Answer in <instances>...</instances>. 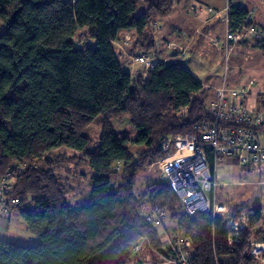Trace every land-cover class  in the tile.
Returning <instances> with one entry per match:
<instances>
[{"label":"trees","instance_id":"16d2710c","mask_svg":"<svg viewBox=\"0 0 264 264\" xmlns=\"http://www.w3.org/2000/svg\"><path fill=\"white\" fill-rule=\"evenodd\" d=\"M177 1L0 0V179L31 163L16 174L10 198L19 200L11 209L37 239L36 245L0 239V264H131L144 241L172 260L176 247L164 249L145 218L156 206L168 213L178 239L190 240L193 264H258L250 253L253 241H264L260 207L243 203L229 215L189 216L166 181L134 193L138 173L162 156L164 138L199 135L197 127L213 121L199 96L202 83L182 64L158 62L146 79L123 69L117 41L130 34L133 50L153 51V25L170 17ZM248 15L231 5L232 27L250 26ZM257 46L264 51L263 40ZM124 116L134 140L112 129ZM99 117L104 130L95 144L85 132ZM200 143L214 177L215 154ZM131 145L143 149L139 157ZM59 149L83 155L93 172L85 206L69 204L52 167L35 166ZM242 208L254 213L249 230L232 242L234 232L224 227Z\"/></svg>","mask_w":264,"mask_h":264},{"label":"crops","instance_id":"0c3cea01","mask_svg":"<svg viewBox=\"0 0 264 264\" xmlns=\"http://www.w3.org/2000/svg\"><path fill=\"white\" fill-rule=\"evenodd\" d=\"M231 5L253 13V24L260 34V39L249 36L245 40L234 42L230 52L227 53L216 43L225 40ZM196 6H202L205 9L199 11L195 9ZM208 8L213 12L207 11ZM159 21V23L156 22L158 28L154 26L152 28L155 39L153 52L158 53L159 62L182 64L180 62L182 59L190 58L189 55L195 53L204 59L202 64L190 70L182 65L202 83L203 92L199 96L203 100L208 98L210 105L216 98V90L221 87L235 90L246 87L249 92L243 101L245 107L251 112L264 114V51L257 46V40L264 41V0H178L174 13ZM124 37L132 38L130 34ZM172 47L182 48L184 56H180L178 51ZM123 57L131 59V55L123 54ZM132 68L127 73L131 74L134 79L142 77L141 67ZM251 81H254V85H250ZM206 105L209 106L207 103ZM263 176L264 171L258 167H245L237 160L228 159L215 168L214 178L219 185L215 198L217 201L222 200L230 205L254 204L253 207L258 206L263 211L264 205L261 206L259 202H249L253 198L264 199L262 187L257 186L260 191H256V185L262 182L261 177ZM257 177L261 180L260 182L255 180ZM262 183L264 185V182ZM14 213L16 212H13L12 219L19 216L18 213ZM7 228L6 230H9L11 225ZM160 230L161 236L165 232L161 238L162 242L167 240L170 234L176 232L174 224L169 219L163 223ZM161 256L153 251L148 243L143 242L140 251L134 254L132 262L165 264L162 263L163 256ZM258 264H264V262L258 261Z\"/></svg>","mask_w":264,"mask_h":264},{"label":"built area","instance_id":"2783aa9c","mask_svg":"<svg viewBox=\"0 0 264 264\" xmlns=\"http://www.w3.org/2000/svg\"><path fill=\"white\" fill-rule=\"evenodd\" d=\"M253 20L254 15L251 12L247 24H252L236 30L228 17L225 40L218 41L216 45L229 53L234 42L245 40L249 36L260 39ZM173 49L178 50L176 47ZM178 53L184 56L181 51ZM136 61L146 65L148 73L157 64V59L147 51L139 52ZM250 85H254V81H251ZM248 92L246 87L237 90L226 87L217 89L216 98L210 105L213 121L200 124L197 127L199 135L196 133L170 135L164 138L160 145L164 156L156 164L161 166L167 182L179 197L184 212L189 216L200 212L216 214L217 211L223 210L215 202L217 182L211 173L207 154L200 140L212 148L217 165L225 160L234 159L242 166L258 167L264 171V114L251 112L245 107L243 101ZM14 172L12 169L0 179L2 215H6L10 207L19 203L18 199L10 198L17 180ZM145 218L152 227L157 228L168 220L169 215L165 210L155 207L145 214ZM224 228L234 232L231 235L232 242L237 241L235 235L239 231H248L247 224L239 228V224H235L233 220L227 221ZM176 245H178L176 257L167 261L173 264H193L194 254L191 251L190 240H178ZM134 251L135 253L139 251V245ZM250 254L257 261L264 262V242L254 241Z\"/></svg>","mask_w":264,"mask_h":264},{"label":"rangeland","instance_id":"374dc122","mask_svg":"<svg viewBox=\"0 0 264 264\" xmlns=\"http://www.w3.org/2000/svg\"><path fill=\"white\" fill-rule=\"evenodd\" d=\"M195 9L201 11V10H204L205 8L202 6H198V7L196 6ZM206 10L209 12L210 11L213 12V10L209 9V8ZM159 22L160 21H158V23ZM155 24L153 26H154V28L157 29L158 25L157 24L155 25ZM2 30H3V27L0 24V32ZM83 33L84 32H82L81 35H84ZM151 33H152L151 36L153 37V31H151ZM154 33H156V32H154ZM127 38L128 37H124V38L120 39L119 41H117V43H116L117 49L119 50V52L121 51L124 55H127V56L131 55L132 60L129 59L128 57H122L121 58L123 69L125 70V72H128V71H131V69H133L132 67L137 68V69L139 67H141L140 75L142 76V78L146 79L148 76V72H147L148 69H147L146 65L141 64V63L136 61L137 54L139 53V51H136V50L132 51L133 50L132 45L134 43V40H133V38H130V39H127ZM172 49H173V47H172ZM177 51H182V53H184L182 48L178 49ZM150 53H152L153 56L155 57V59H157V54H158L157 52L150 51ZM189 57L190 58L182 59L180 61L189 70L191 68H195L196 66H198L204 62V59L202 57H199L198 55H195V53L190 54ZM158 62L159 61L157 59V63ZM205 102L209 105V99L208 98H205ZM210 105L208 106L209 112H210ZM112 126H113L112 129L114 131H116V132H118L124 136L129 137L131 140L135 139L136 130L132 126L130 119L127 116H124L121 119H115L112 122ZM103 130L104 129H103L102 117L101 118L99 117L91 124V126L85 132V135L88 136L89 138L93 139L94 143L96 144V143H98L99 138H100ZM130 150L134 156L139 157L141 155V152L143 149L140 147L131 145ZM163 156H164V154H162V156L159 157L158 159H156L155 161H152L149 165H147L143 170H141L138 173L137 178H136L135 187H134L135 195H137V196L143 195L147 191L148 186L151 185L152 183L161 182V181L167 182L165 175L162 172V168H160L161 166L156 164V162L160 161ZM83 157H84L83 155H81V154H79L73 150L59 149L57 151H54V152H51V153L44 155V157L40 161L35 162V166L39 167V168L46 169L48 165L50 167H52L53 172L56 175L57 179L65 186V189L68 192L69 204L74 206V207H80V206L87 205L90 201V196H91V191H92L93 172L90 169V167H88L87 163L84 162V160L82 159ZM225 161H223L222 163H220L218 165L223 164ZM30 165H31V163L23 164V165H19L20 166L19 168H12V169H14V171H16V173L14 172V174L18 175L19 173L24 171L26 168H28ZM117 168L120 170L121 165H119ZM256 171L260 172L258 169H256ZM261 179H262V182H264V176L261 177ZM255 180H259L258 182L261 181L258 177ZM215 181L217 182L216 179H215ZM253 181L254 180L252 178V182ZM262 182L258 183L256 185V191H260V188H258L257 186H261L263 191H264V185ZM218 186L219 185L217 182V187H216L215 192L217 191V189H219ZM215 202L218 206H221L223 208L222 211H217L216 214L229 215L231 213L232 207L234 205H230L229 203L226 204V203L222 202V200H221V202L219 200L217 201L216 198H215ZM249 202H252V203L259 202L261 204V206L264 205V199H262L261 197H259L258 199L253 198ZM246 204L248 205L249 203H246ZM249 205L251 207H253L254 204H249ZM181 206H182V204H181ZM156 207H159V206H156ZM182 208H183V206H182ZM152 209H154V208L149 209L148 211H146V213H148L149 211H152ZM252 211L254 213V210H249V209H244V208L238 209L236 212H234L232 214L233 215L232 217L230 216L227 219V221L233 220V222L235 224H239V228L243 224L249 225L251 215L253 214ZM263 211H264V208H263ZM13 212H15V211H13L11 209V207H10V209L6 215H2L0 212V216H1L0 217V239L6 240V241L11 242V243L20 244V245H36L37 239L32 234H30L28 232V230H27L23 220L21 219V217L17 216L16 219L15 218L12 219ZM14 214H16V213H14ZM8 225H11V228L9 230H6V229H8L7 228ZM162 227H163V224L161 226L155 228V229H158L159 232H161L160 229H162ZM248 230H249V226H248ZM175 233L176 232L170 234L168 236V239L163 241V248L164 249L168 250V248H170V247H176V249L178 250V245H176V242L180 239H178V236L175 235ZM164 235H165V232L162 234L161 238H163ZM235 238L238 239V235H235ZM144 242L148 243L147 241H144ZM261 242H264V241H261ZM138 245H139V251H140L141 243ZM148 246L150 247L149 244H148ZM161 261H162V263H165V264H173V263H169V261H167V259L164 257L161 258ZM133 262H131V264H136V262H134V263ZM141 263H145V262L141 261L140 263H137V264H141ZM145 264H148V263H145Z\"/></svg>","mask_w":264,"mask_h":264},{"label":"bare ground","instance_id":"6f19581e","mask_svg":"<svg viewBox=\"0 0 264 264\" xmlns=\"http://www.w3.org/2000/svg\"><path fill=\"white\" fill-rule=\"evenodd\" d=\"M197 130V129H196ZM149 209V208H148Z\"/></svg>","mask_w":264,"mask_h":264}]
</instances>
